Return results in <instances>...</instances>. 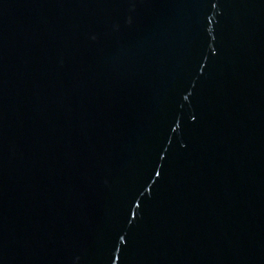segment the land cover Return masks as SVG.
Segmentation results:
<instances>
[{"label": "water", "instance_id": "obj_1", "mask_svg": "<svg viewBox=\"0 0 264 264\" xmlns=\"http://www.w3.org/2000/svg\"><path fill=\"white\" fill-rule=\"evenodd\" d=\"M0 264H264V0H0Z\"/></svg>", "mask_w": 264, "mask_h": 264}]
</instances>
